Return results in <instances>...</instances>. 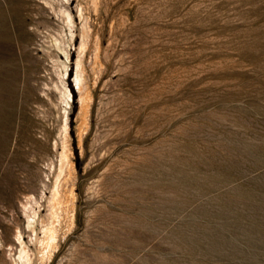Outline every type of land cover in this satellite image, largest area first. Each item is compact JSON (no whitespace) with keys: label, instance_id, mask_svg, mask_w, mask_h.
Masks as SVG:
<instances>
[{"label":"rangeland","instance_id":"obj_1","mask_svg":"<svg viewBox=\"0 0 264 264\" xmlns=\"http://www.w3.org/2000/svg\"><path fill=\"white\" fill-rule=\"evenodd\" d=\"M37 1L25 0L34 11ZM71 1L78 22L68 60L74 221L49 264H264V0H102L127 65H110L97 84L82 147L73 83L81 20L79 0ZM10 54L18 65L31 63L15 46ZM35 88L19 83V101L25 90L31 112ZM54 153L45 152L43 168ZM23 195L0 196V263L23 225Z\"/></svg>","mask_w":264,"mask_h":264},{"label":"bare ground","instance_id":"obj_2","mask_svg":"<svg viewBox=\"0 0 264 264\" xmlns=\"http://www.w3.org/2000/svg\"><path fill=\"white\" fill-rule=\"evenodd\" d=\"M112 2L114 5L115 1ZM37 4L39 9L34 11L28 8L25 0L0 2V196L11 197L20 192L24 194V199L19 202L23 225L20 223L16 225L12 233L13 242L8 243L11 251L9 261L5 258L6 261L0 264H49L64 234L65 224L69 226L74 221V203L71 199L76 194L72 187L73 174L76 170L69 114L70 107H73L71 98L74 94L72 90L69 91L63 73L69 66L68 60L74 56L69 47H73L78 38L76 36L78 22L72 11L71 0H42L37 1ZM77 11L81 20V41L77 48L76 60L80 105L75 121L78 143L82 147L84 134L91 122L97 84L99 82L105 84L104 78L109 74L110 65L127 64L123 63L122 54L116 51L120 36L117 33L114 15L109 14L111 11L109 4L102 0H79ZM52 14L53 17H57V21L52 19ZM137 22H134V25ZM144 30L148 29L143 27L142 32ZM150 35L152 33L148 36ZM143 38L149 39L146 36ZM142 40L144 42V39ZM146 43L148 44V41ZM13 46L31 57L30 65L17 64V57L10 54ZM61 53L65 55L67 61L62 59ZM175 70L177 71V68ZM177 72L180 73V70ZM20 81L31 90H34V86L37 87L35 90L39 93V102L36 107L34 105L35 112L30 111V95L25 90L22 93V100L19 101ZM215 84L218 85L217 82ZM198 85L201 83L189 89L195 90ZM46 105H49V109ZM167 105L165 107L168 109ZM50 149L56 153L54 154L57 160L49 159L48 162L46 160L48 167L46 169L41 163L45 164L44 154ZM7 153L6 165L4 158ZM3 164L6 165L5 168ZM43 174L49 176V183L42 179L46 176ZM46 189L50 195H46ZM36 192H39L38 195ZM44 210L47 211L44 213ZM26 234L30 240H26ZM30 242L35 245V250L30 247ZM3 245L4 239L0 234V247Z\"/></svg>","mask_w":264,"mask_h":264}]
</instances>
